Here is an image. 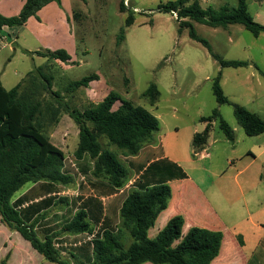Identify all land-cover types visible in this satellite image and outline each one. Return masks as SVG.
<instances>
[{"label": "rangeland", "instance_id": "obj_1", "mask_svg": "<svg viewBox=\"0 0 264 264\" xmlns=\"http://www.w3.org/2000/svg\"><path fill=\"white\" fill-rule=\"evenodd\" d=\"M170 1L175 0H67L65 6L54 2L67 19L70 38L60 30L57 38L47 43L43 40L45 36L36 37V29L25 28L13 46L14 51L0 47L2 86L10 90L23 79L22 90L35 87L34 98L41 104L42 115L38 121L43 134L65 152L64 158L70 157L76 163L82 176L73 151L78 143V127L69 117L71 109L84 111L114 93L121 100L153 114L159 122V132L155 136L160 135L165 146H176L188 159H193L190 155L192 135L202 132L205 125L200 119L217 109L220 118L233 130L234 143L225 138L215 120L206 146L208 160L185 167L192 174L202 167L208 168L211 161L214 171L224 170L226 175L222 179L228 181L230 198L238 205H242V200L234 176L238 170H243L239 182L247 184V193L243 194H247L248 219L250 213L264 208V134L247 136L234 117V106H241L264 121V76L256 69L264 72V33L254 37L239 24L212 28L192 22L195 34L208 43V49L191 38L189 28L179 32L176 14L157 11L158 5ZM225 3L234 8L237 1L225 0ZM121 4L125 6L124 12L120 10ZM199 4L202 9L222 6L217 5L216 0ZM248 4L251 14L261 6V16L254 20L264 25V3L250 0ZM129 12H133L134 21L125 27ZM38 13L33 17L37 21L40 20ZM122 28L124 40L118 45ZM58 50L66 51L69 63L35 54ZM214 56L224 61H245L248 65L222 68ZM38 67L41 74L51 78L50 90H45L46 83L37 74L38 70H34ZM32 70L35 77H26ZM219 72L220 87L229 101L221 106L217 105L212 91V83ZM94 75L97 79L90 80L86 87L67 90L70 83ZM152 83L159 92L155 106H150L143 97ZM99 143L103 150L117 154L123 163V156L104 137ZM228 160H232L231 166ZM71 174L72 182L69 186H61V191L77 187L80 179ZM152 236L151 231L149 238L154 239ZM247 264H264V244Z\"/></svg>", "mask_w": 264, "mask_h": 264}, {"label": "trees", "instance_id": "obj_2", "mask_svg": "<svg viewBox=\"0 0 264 264\" xmlns=\"http://www.w3.org/2000/svg\"><path fill=\"white\" fill-rule=\"evenodd\" d=\"M51 2L60 4L61 0H25L17 16L0 15V30L3 27H22L30 17H36ZM199 2L200 0H192L188 4L189 0L170 1L158 5L157 11L176 14L179 32L183 28H189L191 38L208 49V43L195 34L192 22L212 28L239 24L254 37L264 33V25L255 22L249 14L247 0H237L234 8L222 5L218 8L202 9ZM120 10L125 11L124 4L120 5ZM133 21V12H129L125 27H129ZM124 33L122 28L117 38L118 45L124 40ZM36 54L62 63L70 61L64 50ZM214 57L222 68L248 65L245 61H224ZM39 68L35 70H38L37 74L46 83L45 90H50L51 78L41 74ZM256 69L264 76V72L258 67ZM33 72H29L26 77H35ZM92 79H97V76L72 82L67 90L86 87ZM220 79L221 72L212 83L218 106L229 103L223 95ZM22 81L10 90H6L0 83V221L4 226L19 233L45 261L52 264H211L217 258L223 239L222 233L197 227L183 233L182 216L171 218L154 239L148 237V230L153 227L157 216L167 208L171 199V189L167 183L135 185L119 209L116 229L103 227L96 233H93L94 218L100 214L94 206L99 202L90 197L84 200L77 197L76 201H82L60 231L67 235H80L75 239V243H80L75 250L84 253V260L71 262L70 258L64 257L56 247L57 234L49 235L50 231L37 230L38 223L44 216L43 210L52 205L54 198L45 197L34 203L31 192L13 201L15 194L28 184L37 185L45 193L51 190L59 192V186H69L72 182L69 170L63 168L64 154L42 132L38 121L42 110L40 102L34 98L35 87L22 90ZM158 96L159 92L153 83L143 93L150 106H155ZM68 114L78 127V144L74 157L76 160L86 157L92 163L90 171H82L88 184L94 188L105 186L112 193L126 186L129 171L117 154L101 148L99 139L104 137L123 157H133L144 146L153 144L155 134L159 132V122L153 114L121 100L114 93L84 111L71 109ZM234 117L247 136L264 134V121L256 114L241 106H234ZM215 120H218V127L225 138L234 143L233 130L220 118L218 110L214 109L210 116L200 119L206 127L192 137L193 156L206 148L211 124ZM81 186L83 185L80 183L79 190ZM59 201L66 203L65 199ZM24 204L27 206L22 207ZM83 240L86 242L83 243ZM239 244L242 245L240 238ZM71 258L76 257L71 255ZM0 264H5V261Z\"/></svg>", "mask_w": 264, "mask_h": 264}, {"label": "crops", "instance_id": "obj_3", "mask_svg": "<svg viewBox=\"0 0 264 264\" xmlns=\"http://www.w3.org/2000/svg\"><path fill=\"white\" fill-rule=\"evenodd\" d=\"M191 1L189 0L188 4ZM200 1L207 2L208 0ZM252 1L264 3V0ZM66 2L67 0H61L64 6ZM249 2L250 0H247L249 14L253 19L260 17L261 6L256 9L254 14H251ZM24 3L25 0H0V15L4 17L17 16ZM216 4L225 5L226 3L225 0H216ZM38 17L40 18L39 21L30 17L25 25L17 27L19 30L16 27H3L0 30V47H8L14 51L13 46L16 45L19 34L25 28L36 29V37L42 39L41 37L45 36L46 38L43 40L47 41V43L51 39L57 38L56 33L60 30H63L70 38L68 26L66 25L67 19L54 2L49 3L40 10ZM16 34L17 36H15ZM1 75L2 72H0V77ZM0 83L2 85L1 80ZM205 127L206 124L202 131ZM52 144L55 145L54 143ZM55 146L65 154L59 146ZM206 146H208V142ZM76 148L73 150L74 152ZM190 155L193 159H197L185 158V154L182 151L180 153L176 146H165L161 136L158 135L155 136L153 144L144 146L136 156L123 157V164L129 171V181L125 187L114 193L110 192L105 186L94 188L90 183L88 188L81 186L80 190L77 186L73 190L66 188L61 191L59 189L61 186H59L57 190L59 192L51 190L45 193L41 192L37 185H28L24 191L15 195L13 201L31 192V196L34 197V203L41 201L45 197L51 196L54 198L52 205L43 210L44 216L39 221L37 230L50 231L49 235L57 234L55 240L57 249L64 257L70 258L71 262H76L77 260H84V253L75 250L80 245L79 242L75 243V239L80 237V235H67L61 233L60 230L72 218L82 200L90 197L99 202V204L94 206L100 214L99 217L94 218L93 233H96L103 227L116 229L119 223V209L128 192L135 185L152 186L159 183H167L171 189V199L167 208L157 216L153 227L148 230V237H150L151 231L153 232L152 237H156L171 218L182 216L184 219L183 233L194 227L222 233L223 239L219 255L211 264H247L249 258L253 257V254L257 253L258 249L264 244V208L250 213L247 219V194H245L246 196L243 194L247 193V184L239 182L243 170H238L234 176V182L239 189L242 200V205H238V202L230 198L231 193L228 181L222 179L226 172H223L224 170L222 172L214 171V164L211 161L208 162V168L202 167L192 174L187 171L186 164L208 160L207 149L205 148L194 154V156L192 149ZM77 161L81 171H88V169L90 171L92 169V163L86 157ZM232 164V160H228V165L231 166ZM220 179H222L221 182L218 181ZM77 197H81L82 200L76 201ZM60 199H65L66 203L60 202ZM25 206L27 204L22 207ZM239 238L242 241V245L239 244ZM82 242L85 243L86 240ZM36 253L19 233L10 231L0 221V263L5 261V264H44L43 257ZM71 255L76 258L72 259Z\"/></svg>", "mask_w": 264, "mask_h": 264}, {"label": "built area", "instance_id": "obj_4", "mask_svg": "<svg viewBox=\"0 0 264 264\" xmlns=\"http://www.w3.org/2000/svg\"><path fill=\"white\" fill-rule=\"evenodd\" d=\"M63 168L68 169L69 173H73L79 177L80 181L77 186L81 183L83 186H86L87 188L89 187L87 179L79 173L76 163L70 157L64 158Z\"/></svg>", "mask_w": 264, "mask_h": 264}]
</instances>
